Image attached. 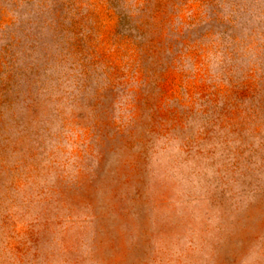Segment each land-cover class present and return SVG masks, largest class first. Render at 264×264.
Instances as JSON below:
<instances>
[{"label":"rangeland","instance_id":"rangeland-1","mask_svg":"<svg viewBox=\"0 0 264 264\" xmlns=\"http://www.w3.org/2000/svg\"><path fill=\"white\" fill-rule=\"evenodd\" d=\"M0 264H264V0H0Z\"/></svg>","mask_w":264,"mask_h":264}]
</instances>
